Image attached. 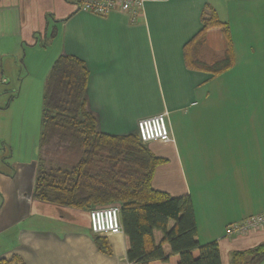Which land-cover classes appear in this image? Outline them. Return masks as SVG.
Returning <instances> with one entry per match:
<instances>
[{
    "label": "crops",
    "instance_id": "0c3cea01",
    "mask_svg": "<svg viewBox=\"0 0 264 264\" xmlns=\"http://www.w3.org/2000/svg\"><path fill=\"white\" fill-rule=\"evenodd\" d=\"M80 1L0 0V225L11 234L0 257L129 264L123 232L104 235L103 253L89 227L61 215L48 220L46 205L31 197L42 93L59 55L88 67L86 107L98 131L135 133L138 119L167 112L173 140L145 143L165 160L152 187L189 196L197 239L218 243L221 264L262 243L264 227L230 236L225 227L264 211V0H148L134 22L118 10L84 11ZM209 10L228 27L234 55L232 67L214 75L185 60ZM207 33L216 59L226 41L218 28ZM162 250L171 252L167 243Z\"/></svg>",
    "mask_w": 264,
    "mask_h": 264
},
{
    "label": "trees",
    "instance_id": "16d2710c",
    "mask_svg": "<svg viewBox=\"0 0 264 264\" xmlns=\"http://www.w3.org/2000/svg\"><path fill=\"white\" fill-rule=\"evenodd\" d=\"M206 12L202 13L201 29L185 45V60L190 67L214 75L231 68L234 55L228 27L211 10L212 21L208 22ZM209 23L223 30V54L208 63L192 60L188 47ZM36 38V43H45ZM87 76L88 67L73 55H59L50 67L42 93L31 197L84 211L118 204L129 264H221L218 243L200 244L197 239L189 196H173L152 187L154 170L165 160L141 142L137 131L113 135L97 130L96 119L86 107ZM91 234L97 249L110 253L106 237ZM164 243L170 246V254L163 252ZM262 260L264 241L232 251L230 264H259ZM0 264L23 263L11 255L0 257Z\"/></svg>",
    "mask_w": 264,
    "mask_h": 264
},
{
    "label": "built area",
    "instance_id": "2783aa9c",
    "mask_svg": "<svg viewBox=\"0 0 264 264\" xmlns=\"http://www.w3.org/2000/svg\"><path fill=\"white\" fill-rule=\"evenodd\" d=\"M146 1L148 0H81L78 7L100 16L106 15L112 10H118L125 12L130 21L134 22L142 13ZM136 131L143 143L150 141L170 142L173 140L167 124L166 111L138 119ZM88 220L89 229L93 234L109 235L122 232L118 204L90 209ZM261 227H264V211L227 224L225 235L244 234Z\"/></svg>",
    "mask_w": 264,
    "mask_h": 264
},
{
    "label": "rangeland",
    "instance_id": "374dc122",
    "mask_svg": "<svg viewBox=\"0 0 264 264\" xmlns=\"http://www.w3.org/2000/svg\"><path fill=\"white\" fill-rule=\"evenodd\" d=\"M206 17L207 21L211 22V13L209 11L206 12ZM211 28H218L219 31L221 32V37H224L223 30L222 28L218 26H213L210 25L208 26V29L204 32V34L199 37L194 39V41L189 45L187 54L190 59L192 60H201L206 63L212 61L215 59V56H218L216 53L213 52L211 47H209V35H208V30ZM208 35V36H207ZM214 58V59H213ZM39 205H46L47 209L45 210V216L48 218V220H55L54 218H58L59 215L63 216V219H66V221L70 222L69 225L73 227H81L82 229H88L89 227V220H88V212L89 210H79V209H74V208H68V207H63L59 205H54V204H49L45 202H40ZM99 207V206H96ZM93 208V207H92ZM91 208V209H92ZM3 226V225H2ZM0 225V246H4L9 244L11 242V234L8 228L2 229Z\"/></svg>",
    "mask_w": 264,
    "mask_h": 264
}]
</instances>
